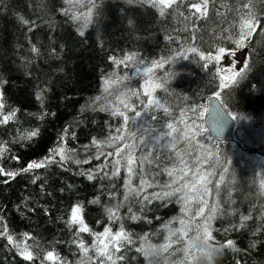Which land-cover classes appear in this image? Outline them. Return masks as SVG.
Segmentation results:
<instances>
[{
    "label": "snow or ice",
    "instance_id": "1",
    "mask_svg": "<svg viewBox=\"0 0 264 264\" xmlns=\"http://www.w3.org/2000/svg\"><path fill=\"white\" fill-rule=\"evenodd\" d=\"M127 3L151 10L154 18L161 22L178 19L183 28H173V31L187 33V36L181 39L165 29L164 39L173 47L167 54L148 61L135 51L108 57L114 70L103 78L102 94L85 105L86 110L116 118L115 124L106 121L104 138L91 136L82 145L84 156L77 158L80 151L70 141L78 142V133L68 125L60 129L54 146L44 157L27 163L11 153L7 141L0 143V161L7 159L20 165L8 168L0 163V188L10 187L18 177L28 176L41 194L53 195L46 191V181L36 174L37 170L55 165L67 171L71 164H75L79 174L88 181L119 179L124 189L122 198L112 206H105V219L95 221L100 226L99 230L86 222L84 205L79 201L66 210L61 220L71 239L57 240L56 243H66L70 250L74 247L76 261L60 256L54 250H34L29 241H34L35 236L30 232L14 235L8 222L7 205H0V240L6 241L14 257L28 264H36L37 261L39 264H128L137 259L136 255L129 256L130 252L142 255L145 264H156L161 257L165 264H197L201 259L206 264H216L219 256L231 264H252L257 254L264 256V206L257 216L252 211L233 207L237 202L232 199L230 191H227V200L219 198L221 191L227 190L229 177L234 179L232 156L221 148L225 142L224 132L229 126V118L232 121L238 119V115L225 103L222 93L239 85L254 72V55L257 52L254 44L257 36H264V11H256L254 0H238L231 6L221 3V0H127ZM30 7L31 4L25 3L22 9L17 6L15 13H9L13 25L25 38L30 55L22 57V60L29 64L42 54L34 42L36 32L42 25H48L50 29L53 26L52 19H45L42 14L28 15ZM44 7L46 5H42ZM103 8V0H87L86 4L83 0H62L53 11L64 17L66 22L76 25V36L87 39L84 28L92 24L94 18L103 17ZM6 11L0 0V15ZM213 16L219 17L223 25L218 24V30L209 33L211 39L207 41L208 47H204V38L198 37L197 33L206 27V23L201 22H207ZM127 25L130 31H134L137 21L128 18ZM47 38L52 42L48 55L58 58L60 49L54 46L55 35L50 32ZM193 57H197L200 67L218 81L217 90L208 98V103L193 101L187 108H181L178 117H174L167 104L162 103L155 93L157 89L169 91L167 85L175 73L168 66ZM122 67H134V74L139 75L143 82L135 88L126 84L125 81L132 79V74L118 73ZM26 75L31 77L30 72ZM8 84L9 80L0 70V126H9L18 119L19 109L7 107L5 86ZM44 91L40 88L35 92V100L42 103ZM157 112H162L163 116ZM128 113L134 115L130 117ZM45 115L55 114L41 109L37 118L43 119ZM137 118L141 123L132 130L129 121ZM39 135L37 125L27 130L20 128L14 139L31 141ZM158 149H166L168 155L165 157ZM93 161L98 163L89 168L80 167L91 165ZM164 176H167L166 180L157 179ZM116 187V184L112 185L113 189ZM259 187L261 195H264V177ZM113 197L114 193L109 192V199ZM90 203L97 204L99 199ZM173 203L180 206L179 215L162 223L161 229L167 230L162 243L149 242L159 231L137 235L124 222L152 224L153 219L160 217L147 213ZM38 208L39 205L28 204L22 209L19 202L15 205L16 211L31 213L37 212ZM122 208L124 212H121ZM42 212L50 216L47 207H43ZM218 219L225 222L216 226L214 221ZM176 224L178 226L174 227ZM236 234H239V239ZM85 236L91 239L86 240ZM176 253L181 256L169 262L168 257Z\"/></svg>",
    "mask_w": 264,
    "mask_h": 264
},
{
    "label": "trees",
    "instance_id": "2",
    "mask_svg": "<svg viewBox=\"0 0 264 264\" xmlns=\"http://www.w3.org/2000/svg\"><path fill=\"white\" fill-rule=\"evenodd\" d=\"M83 2L86 4L87 0ZM237 2L238 0H221V3L228 6ZM25 3L32 5L27 10L28 15L42 14L45 19L51 18L53 21L51 29L48 25H42L36 32L34 42L41 48L42 54L39 58H33L30 64L22 60V57H27L30 53L27 51L25 38L13 25L12 15L9 14L15 13L18 10L17 6L22 9ZM61 3L62 0H2L7 11L0 15V70L9 80V84L5 86L7 107L19 109V112L16 123L0 126V143L7 141L11 153L20 156L25 163L44 157L54 146L60 129L68 125L78 133V142L75 140L70 142L80 151V157L77 158H82L84 156L82 145L87 143L91 136L104 138L107 132L106 121L116 123V118L106 113L85 109V105L102 94L103 78L114 70L108 62L110 55L120 56L125 52L135 51L148 61L167 54L173 47L164 39L165 29L173 36H180L181 39L187 36V33L173 31V28H183V24L176 18L161 22L154 18L151 10L130 5L127 0H103V17L94 18L93 23L84 28L87 37L85 39L75 35L74 23L66 22L64 17L53 11ZM254 4L257 12L264 11V0H254ZM42 5L46 7L42 8ZM4 16H7V19ZM128 18L137 21L134 31H130L127 25ZM201 23H206V27L202 28L197 36H203L204 47H208L207 41L211 39L209 33L218 30L217 25H223V21L213 16L207 22ZM50 32L56 37L54 46L60 49L58 58L48 55V48L52 46V42L47 38ZM255 41L254 48L257 52L254 55V72L239 85L225 89L222 93L225 103L238 115V119L235 121V141L221 145V148L232 156L234 179L229 177L227 190H222L219 198L227 200V191H230L232 199L237 202L233 207H238L240 211H252L259 216L261 207L264 206V195H261L259 187L262 176L256 163V157L264 155V36H257ZM168 67L175 73L167 85L169 91L157 89L155 95L162 103L167 104L174 117H178L181 108H187L193 101L203 104L217 90L218 81L200 67L197 57L181 60ZM117 71L132 74V79L125 83L133 88L143 82L139 75L134 74V67H122ZM28 72L31 73V77L26 75ZM252 84L256 87L252 88ZM40 88L45 90L42 103L34 98V93ZM185 97L188 99L185 100ZM41 109L55 115H45L43 119H38ZM128 115L131 117L134 114ZM157 115L163 116V113L157 112ZM140 123V119L137 118L134 121L130 120L129 126L136 130ZM151 123L156 125L155 121ZM37 125L40 128L39 137L22 142L14 139V134L19 132L20 128L27 130ZM158 151L164 153L165 157L168 155L166 149ZM0 163L8 168L20 166L15 161L7 159ZM97 163L93 161L91 165L80 167L89 168ZM152 168L155 169V165ZM36 174L41 180L46 181L45 189L53 195L41 194L37 186L31 184L28 176L18 177L10 187L0 188V205L8 206V222L13 234L30 232L35 236L34 241H29L33 244L34 250L41 252L54 250L58 255L76 261L74 247L70 250L68 244L56 243L57 240L71 239V234L64 227L61 217L70 205L79 201L84 205L83 215L86 222L99 230L100 226L96 225L95 221L104 220L105 206H112L122 198L121 194L124 191L121 187L122 182L119 179L88 181L79 174L75 164H71L67 171L51 165L46 169L37 170ZM152 174H155L154 171ZM157 179L166 180L167 176ZM113 184L117 185L115 189L112 188ZM61 188L65 191L61 192ZM109 192L114 193L112 199H109ZM97 198L99 203H90ZM18 202L22 209L28 204L39 205L40 208L35 213L26 210L16 211L15 205ZM43 207L50 210V216L43 214ZM133 207L135 208V205ZM179 207L173 203L167 207L154 208L147 215L159 216L160 219H153L152 224L127 220L124 222L137 235L141 232H148L151 235L159 231L158 235H152L149 242L162 243L167 230L161 229V225L164 221L179 215ZM124 211L122 208L121 212ZM224 222L218 219L214 224L219 226ZM236 236L240 238L239 234ZM85 239L90 240L91 237L85 236ZM0 245H4L0 247V264H28L12 255L13 250L6 245V241L0 240ZM128 255L137 256L136 260L128 264H145L142 255L134 252ZM180 256V253H176L175 256L168 257V260L170 262ZM248 259L252 260L251 257ZM36 264H39V261ZM156 264H165L164 258H159ZM202 264H206V261ZM216 264H231V261L219 256ZM252 264H264V256L257 254Z\"/></svg>",
    "mask_w": 264,
    "mask_h": 264
},
{
    "label": "water",
    "instance_id": "3",
    "mask_svg": "<svg viewBox=\"0 0 264 264\" xmlns=\"http://www.w3.org/2000/svg\"><path fill=\"white\" fill-rule=\"evenodd\" d=\"M208 98L205 100L204 103H208ZM234 130L235 121H232L231 118H229V126L224 132V143H232L234 141Z\"/></svg>",
    "mask_w": 264,
    "mask_h": 264
},
{
    "label": "rangeland",
    "instance_id": "4",
    "mask_svg": "<svg viewBox=\"0 0 264 264\" xmlns=\"http://www.w3.org/2000/svg\"><path fill=\"white\" fill-rule=\"evenodd\" d=\"M263 137H264V134H263ZM234 141H235V137H234ZM262 162H264V155L260 154L256 157V163L259 167L261 176L264 177V163Z\"/></svg>",
    "mask_w": 264,
    "mask_h": 264
},
{
    "label": "clouds",
    "instance_id": "5",
    "mask_svg": "<svg viewBox=\"0 0 264 264\" xmlns=\"http://www.w3.org/2000/svg\"><path fill=\"white\" fill-rule=\"evenodd\" d=\"M203 261H204V260L201 259V260H199V261L197 262V264H202Z\"/></svg>",
    "mask_w": 264,
    "mask_h": 264
}]
</instances>
